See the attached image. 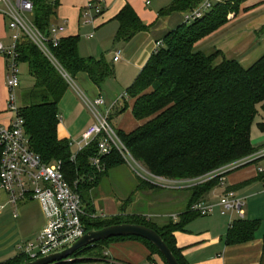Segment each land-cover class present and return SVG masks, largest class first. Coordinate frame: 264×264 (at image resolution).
Returning a JSON list of instances; mask_svg holds the SVG:
<instances>
[{
  "label": "trees",
  "instance_id": "trees-1",
  "mask_svg": "<svg viewBox=\"0 0 264 264\" xmlns=\"http://www.w3.org/2000/svg\"><path fill=\"white\" fill-rule=\"evenodd\" d=\"M34 6L33 21L47 37L52 28L58 3L51 0H30ZM205 0H174L160 11L159 18L174 13L184 16L196 10ZM243 0L218 3L202 19L182 24L163 39V47L153 53L135 83L126 91L135 100L133 117L141 126L130 134L117 131L137 162L155 176L173 181H191L252 156L257 150L251 139L258 108L264 112V55L249 68L235 60L223 59L217 63L220 52L208 56L195 50V45L218 31L237 15ZM235 3L232 5V3ZM119 23L118 43H130L151 26L142 22L127 4L115 19ZM79 37L62 39L52 53L63 69L75 80L85 73L99 89L115 76V68L104 58L84 59L79 54ZM19 64L27 65L33 86L23 97L25 106L21 116L30 140L31 150L42 162L52 165L61 162L67 181L83 199L85 192L99 185L104 174H96L90 161L98 155L97 143L79 153L72 161L71 145L60 140L59 105L69 84L52 62L28 38L22 37L17 46ZM264 133V119L258 124ZM2 149H0V161ZM107 171L124 165L125 160L114 152L104 158ZM100 177V178H98ZM97 181V182H95ZM219 186V179L191 188L188 212L179 222L156 226L144 217L132 216L127 221L118 219L106 223L84 218L86 233L118 224H138L156 231L171 249L180 264H188L177 248L175 233L200 215L190 211L191 206L204 200ZM150 187L157 188L150 184ZM92 207L87 209L92 214ZM260 228L259 222L236 221L229 229L227 244L251 242ZM126 239L144 241L165 262L158 249L146 240L128 237L114 238L83 249L69 260L102 257L108 243ZM98 250V255L90 254ZM94 251V252H95ZM31 260L21 254L3 264H25ZM63 262L61 264H67ZM166 264V262H165Z\"/></svg>",
  "mask_w": 264,
  "mask_h": 264
},
{
  "label": "crops",
  "instance_id": "crops-1",
  "mask_svg": "<svg viewBox=\"0 0 264 264\" xmlns=\"http://www.w3.org/2000/svg\"><path fill=\"white\" fill-rule=\"evenodd\" d=\"M98 1L100 0H58V8L51 19V24L63 27L60 33L61 39L70 37L94 39L95 33H101V41L104 44L106 41L109 42L111 37L112 39L116 37L119 23L115 19L129 4L144 24L155 26L151 31L139 34L130 43H120L123 45L122 59L119 63H114L112 60L114 68L115 65L121 64L129 70L141 71L155 53V44L158 40L184 24L185 17L180 13L174 14L181 17V22L172 26L168 21L170 16L159 18L160 11L169 7L174 0H103V15L97 18L94 24L85 23L87 4ZM263 3L264 0H243L237 15L230 16L225 26L202 40L209 46L212 45L208 56L220 52L218 64L223 59L235 60L244 68H249L256 63L264 55V37H260V34L264 35V10L260 9ZM7 32V21L0 15V43L10 46ZM107 37L109 39L106 40ZM200 47H204V44L196 45L195 50L198 51ZM4 68L2 63L0 66V113L5 107L4 91L7 89ZM76 80L81 81L84 91L69 85L72 89L67 91L59 105L61 122L58 128L59 139L70 143L73 155L78 153L77 143L83 133L94 123L90 110L80 97L81 93L92 99L103 95L108 101L121 95L108 94L102 88L99 89L85 73L79 74L74 82ZM32 86L33 80L29 89ZM134 103L135 100L132 99V110ZM127 109L126 107L124 112ZM121 115L122 113H118L113 119ZM132 118L133 127L129 131H122L131 133L141 126L140 122ZM0 123H8L7 114L6 120ZM254 148L257 151L262 149ZM257 165V163H251L224 175L226 189L244 200L246 214L244 221L260 223L254 240L243 244H227L230 217L221 215L218 208L213 216L194 218L184 230L175 233L177 248L188 264H264V186L261 177L257 174ZM145 190L141 199L147 201L148 211L129 215L149 218V221L156 226H163L168 222H174L175 216L178 222L181 221L182 216L188 212L191 198L190 187L180 190L167 189L169 193L159 191V187H149ZM185 192L188 194L185 195ZM223 193L224 189L215 188L204 201L218 203ZM45 223V215L39 201L29 199L14 206L10 203L8 193L0 187V264L23 254V248L28 243H35L38 240ZM67 262V264H151L153 262L165 264L159 255L152 254L144 241L138 239L108 243L103 247L101 258H77Z\"/></svg>",
  "mask_w": 264,
  "mask_h": 264
},
{
  "label": "built area",
  "instance_id": "built-area-1",
  "mask_svg": "<svg viewBox=\"0 0 264 264\" xmlns=\"http://www.w3.org/2000/svg\"><path fill=\"white\" fill-rule=\"evenodd\" d=\"M58 3V0H51ZM234 0H205L196 10L184 17L185 24H191L202 19L210 13L216 4ZM103 0L89 2L85 9V23L94 24L96 19L103 15ZM34 6L30 0H0V15L9 18L8 29L14 32L10 46L0 43V54L4 56L7 64L6 87L8 89L7 115L8 123H0V149L2 156L0 161V187L8 195L10 203L14 206L35 199L40 202L45 215L46 223L38 240L28 243L23 248L31 261L38 258L60 252L85 234L84 218H96L89 215L83 205V199L79 193L67 181L63 172V165L57 162L47 165L41 157L31 150L30 140L25 128V120L21 116L18 106L17 89L20 87V64L17 46L22 37L28 38L60 71L67 83H73L74 79L63 69L52 53V47L60 45V33L62 26H52L50 36L47 37L34 24ZM163 42L155 44V52L163 47ZM122 59V51L118 50L114 56V63ZM70 85V84H69ZM87 108L90 110L94 123L83 133L78 141L79 152L72 156V161L77 159L79 153L89 148L96 142L98 155L91 159V167L96 174H103L107 170L104 158L117 152L126 163L136 164L141 170L140 176L151 185L162 189L180 190L186 187H194L209 181L219 179L218 189H224L218 203H210L200 200L194 203L190 211L201 217L213 216L220 208L223 216L230 217V228L237 220L245 219L244 200L236 197L226 189L224 175L240 167L251 163H257V174L261 177L264 186V147L252 156L227 165L220 170L191 181H173L158 177L143 168L135 160L131 152L118 136V132L110 125V120L120 113L131 98L127 92L108 101L103 95L90 100L86 95H80ZM145 218V217H144ZM149 221V218H145ZM174 222L178 218L174 217ZM151 264H158L153 262Z\"/></svg>",
  "mask_w": 264,
  "mask_h": 264
},
{
  "label": "rangeland",
  "instance_id": "rangeland-1",
  "mask_svg": "<svg viewBox=\"0 0 264 264\" xmlns=\"http://www.w3.org/2000/svg\"><path fill=\"white\" fill-rule=\"evenodd\" d=\"M233 4L235 3L233 2L232 5ZM262 6L263 7L260 9L264 10V3L262 4ZM6 21H7L8 37L10 39V44H12L13 41L12 38L14 32L10 30V28L8 29V24L10 22V19L7 18ZM168 21L169 24H171L172 26L177 24L178 22H181V17L173 14L168 18ZM154 26L155 25L153 26L151 25L150 31L152 30V28H154ZM165 36L166 35H164L162 39L158 41H163ZM262 36L264 37V35L260 34V37ZM105 39L107 40L109 38L107 37ZM80 42L81 43H79V50L81 54L80 56L82 58L84 59L104 58L109 64H112V60L115 56L114 54L116 53V51L123 49L122 48L123 45L116 42V37H114V39H112L111 37L109 42L106 41L103 44L101 41V33H97V34L95 33L94 39L82 38L80 39ZM206 43L207 42L205 41L202 42L201 40L196 45L199 46L204 44V47L202 48L200 47L201 49H198V51L199 52L201 51L205 55H209L210 54L209 52H211L210 50L212 45L209 46ZM196 45H195V49H196ZM0 60H1L0 66L3 63L5 67L4 71H5V80H6L7 64L4 56L1 54H0ZM115 70H116L115 77L112 79H108L102 85V90L104 92H107L108 94L125 93V91H127L135 83V81L137 80L140 74L139 69L129 70L124 65L121 64L115 65ZM20 80H21V86L17 89L18 106L20 108H23L25 106V103L23 102L24 94L28 91L29 87L31 86V80H33L28 73L27 66L24 64L20 65ZM69 84L73 86V88L78 89L77 87H79L78 90L84 91L83 90L84 87L81 84V81L79 80H76L75 82L76 85L73 83H69ZM69 89L72 88L69 86ZM0 91H1V84H0ZM4 93H5V97H4L5 107L3 111H1L0 113V122L6 120V114H7L6 112H7V101H8V89H6ZM81 95L83 96L82 93ZM89 99L92 100V97L89 96ZM131 102L132 99L128 103V106L125 105V107L121 109L122 110L120 112L122 113L121 116H118L117 118L110 120V125L116 131H122V130L129 131V129L133 127V118H132L133 110L131 108ZM126 107L128 109L124 112ZM263 119H264V112L262 108L259 107L258 115L253 124L252 135H251L253 140V145L256 148L264 147V133H262L258 127V124L261 123ZM124 133L130 134L128 132H124ZM77 152H79V150H77ZM139 164L143 168H145L140 162ZM140 173L141 170L137 168L136 164H132L131 166L130 164L125 163L124 165H120L118 167L110 169L109 171H107V173H104L103 175L101 174L102 177L100 179L99 185L95 187L92 191L85 192L83 194V205L85 206L86 209H89V206L92 207L93 209L92 214L97 215L96 218L93 219L100 218L98 220L102 222L105 221L104 223H106V221L109 222V220L118 219V218L119 219L117 221L120 220L127 221L131 219L132 216H134L129 214L146 213L148 211L149 205L147 201L141 198H143V192L146 191L145 189L148 190L150 184L146 182L144 178H142V175L140 176ZM159 191H163L164 193H169L167 189L160 188ZM187 194L188 192H185V195ZM94 251L90 254V257L99 254L98 250H96L95 252Z\"/></svg>",
  "mask_w": 264,
  "mask_h": 264
},
{
  "label": "water",
  "instance_id": "water-1",
  "mask_svg": "<svg viewBox=\"0 0 264 264\" xmlns=\"http://www.w3.org/2000/svg\"><path fill=\"white\" fill-rule=\"evenodd\" d=\"M128 237L140 238L151 243L163 256L166 264H180L171 249L156 231L138 224H118L99 230L89 231L70 247L25 264H61L68 261L83 249L95 246L98 243L110 239Z\"/></svg>",
  "mask_w": 264,
  "mask_h": 264
}]
</instances>
